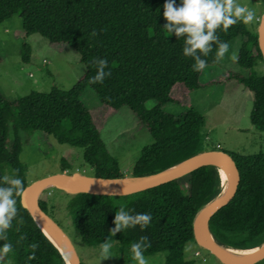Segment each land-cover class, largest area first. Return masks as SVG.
Returning <instances> with one entry per match:
<instances>
[{
  "label": "trees",
  "instance_id": "trees-1",
  "mask_svg": "<svg viewBox=\"0 0 264 264\" xmlns=\"http://www.w3.org/2000/svg\"><path fill=\"white\" fill-rule=\"evenodd\" d=\"M165 3L166 0H0V24L18 16L25 37L39 34L58 47L65 44L80 55L85 66L82 78L67 91L53 86L48 93L34 91L12 98L0 90V186H6L2 184L4 166L22 179L24 187L30 183L28 165L21 159V132L39 134L43 139L53 137L61 144L83 149L86 163L95 171L94 177H122L101 137L104 115L95 118L81 100L87 88L95 91L103 110L128 107L151 134L153 143L142 150L133 170V176L138 178L162 172L204 151L202 129L206 118L188 100V95L196 90L236 81L254 93L250 120L257 130L264 131V75L254 69L264 63L258 32L249 31L243 22L230 27L227 33L218 30L220 40L229 44L239 37L243 39L237 64L249 73L226 70L222 80L207 82V70L219 66L215 59L217 46L213 45L207 57L199 54L207 60V67L194 71L195 60L183 55L186 37L170 35L163 29L167 23L163 16ZM180 4L181 0H176V5ZM23 48V61L28 62L30 48L25 44ZM99 59L108 61L104 71H111V76H106L102 84H91L90 78L99 71ZM167 104L180 105L182 114L165 112L163 107ZM233 157L241 176L238 189L234 198L211 218L210 229L222 246L251 249L264 243V152L237 153ZM68 169L63 163L62 172ZM221 182L217 167L203 166L130 195H70L69 212L85 244L99 247L110 238V253L122 254L124 264L135 262L131 244L141 236H147L151 243L144 255L165 252L163 264H188L184 252L186 245L195 241V217L221 193ZM54 189L43 192L51 195ZM20 197H16L18 216L7 232L8 241L0 240V247L7 242L13 246L6 260L9 264H68L22 207ZM39 201L48 213V198ZM120 206L130 215L150 213V225L145 230L136 225L111 236L109 230L115 227ZM32 243L39 248L36 258L28 260Z\"/></svg>",
  "mask_w": 264,
  "mask_h": 264
},
{
  "label": "rangeland",
  "instance_id": "rangeland-1",
  "mask_svg": "<svg viewBox=\"0 0 264 264\" xmlns=\"http://www.w3.org/2000/svg\"><path fill=\"white\" fill-rule=\"evenodd\" d=\"M243 6L253 9L256 18L249 25V31L258 32L264 13V0H237ZM243 39L237 38L230 43L229 53L219 62L218 67L207 70V82L222 80L227 71L247 75L249 70L233 62L229 57L233 51L239 55ZM30 49L29 61H23V45ZM39 34L25 37L18 16L0 24V90L6 96L18 98L31 92L51 91L53 86L62 90L72 89L85 73L80 55L69 46L58 47ZM62 45V44H61ZM264 75V63L254 68ZM227 70V71H226ZM223 75V76H221ZM218 78V79H217ZM83 104L98 119L104 115L101 137L109 153L114 157L122 177L133 176V170L142 150L153 143L151 134L140 124L128 107L113 110L100 105V101L91 88L82 94ZM189 104L198 109L206 118L202 129L204 151L219 149L232 156L234 154H255L264 152V131L257 130L251 123L254 93L236 81L220 85H210L188 95ZM163 110L178 116L183 109L178 104H167ZM106 116V117H105ZM102 118V117H101ZM12 127V124H10ZM13 129L10 138L13 139ZM23 139L21 159L27 163L28 181L44 178L55 173L71 174L79 171L84 175H94V169L85 159L83 149L61 144L55 138L43 139L39 134L20 133ZM63 163L68 170L62 172ZM4 176L14 177L13 170L3 167ZM49 187L46 189H52ZM71 194L55 188L52 194L42 192L40 198H48V214L65 230L71 238L81 261L84 264H124L123 255L110 253L105 259L100 255L98 246H88L72 223L69 212ZM39 198V200H40ZM149 264H163L167 253L144 255ZM185 260L188 264H223L209 250L201 247L196 240L185 247ZM132 264H136L133 262ZM257 264H264L260 261Z\"/></svg>",
  "mask_w": 264,
  "mask_h": 264
},
{
  "label": "clouds",
  "instance_id": "clouds-1",
  "mask_svg": "<svg viewBox=\"0 0 264 264\" xmlns=\"http://www.w3.org/2000/svg\"><path fill=\"white\" fill-rule=\"evenodd\" d=\"M163 16L167 21L163 25V29L170 35L174 33L176 37H186L183 55L192 57L195 60V64L192 65L193 70L201 72L207 67L208 62L206 59H201L199 54L207 57L212 52L213 45H216L215 59L216 62H220L229 53L230 44L220 40L217 35L218 30L227 33L230 27L238 22L249 25L256 18V13L253 9L238 3L237 0H181L179 6L176 5V0H166ZM229 58L233 62H237L239 59L235 51ZM98 65L99 71L90 78L89 83L91 84H102L106 76H111V71L107 73L104 71L105 68H108L106 59H99ZM115 182L119 183V181ZM2 184L6 186H0V240L8 241L7 232L18 216L16 197L22 195L25 187L22 179L8 175L2 177ZM122 193L127 194L125 189ZM124 209L123 206H120L116 212L115 227L109 230L111 236H115L124 229L135 228L136 225H139L141 230H145L153 219L150 213L130 215ZM19 223L21 225L24 223L22 218ZM30 247L33 251L28 256V260H34L39 245L32 243ZM112 247L113 244L109 238L100 244V255L105 259L110 258ZM149 247H151V243L147 236H141L138 242L131 244L132 259L136 264H149V260L144 256V251ZM12 251L13 246L9 242L0 247V264H9L6 258ZM64 258L67 261V256Z\"/></svg>",
  "mask_w": 264,
  "mask_h": 264
},
{
  "label": "water",
  "instance_id": "water-1",
  "mask_svg": "<svg viewBox=\"0 0 264 264\" xmlns=\"http://www.w3.org/2000/svg\"><path fill=\"white\" fill-rule=\"evenodd\" d=\"M258 43L264 59V13L258 28ZM215 166L226 168L231 177L228 189L212 201L203 206L194 220V235L196 242L203 248L214 254L223 264H257L264 260V247L256 254L237 257L225 253L215 239L210 229V220L222 207L226 206L235 196L241 179L240 171L234 157L219 149L203 151L171 168L146 177L135 176L121 178H97L87 176L79 171L71 174L55 173L44 178L35 180L25 187L20 197L21 205L29 211L37 225L47 237L58 247L63 256H67L68 264H82L78 252L65 230L51 217L40 205V194L46 188L55 187L68 194L89 193L106 196H124L147 190L175 179L181 178L203 166ZM220 173V171H219ZM221 176V174H220ZM119 181L124 185H116ZM123 189L127 194H123ZM56 238L64 252L50 237Z\"/></svg>",
  "mask_w": 264,
  "mask_h": 264
},
{
  "label": "bare ground",
  "instance_id": "bare-ground-1",
  "mask_svg": "<svg viewBox=\"0 0 264 264\" xmlns=\"http://www.w3.org/2000/svg\"><path fill=\"white\" fill-rule=\"evenodd\" d=\"M219 171H220L221 180H222V182H221V195H222L228 189V187L230 185L231 177H230L229 171L226 168L219 167ZM116 185H124V184L117 183ZM40 196H41V194H40ZM50 237L53 239V241H55L58 244V246L64 252L62 246L59 244V242L56 240V238L53 237L52 235H50ZM263 247H264V243L261 246L251 248V249H236V248L226 247V246H221V249L225 253L232 255V256L246 257V256H250V255L258 253L259 251H261L263 249Z\"/></svg>",
  "mask_w": 264,
  "mask_h": 264
}]
</instances>
